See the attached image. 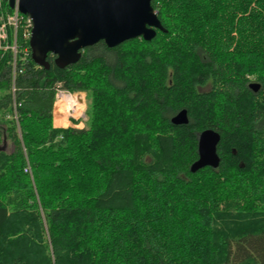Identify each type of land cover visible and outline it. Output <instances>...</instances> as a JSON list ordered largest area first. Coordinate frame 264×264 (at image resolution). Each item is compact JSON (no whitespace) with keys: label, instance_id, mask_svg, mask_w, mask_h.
<instances>
[{"label":"trees","instance_id":"trees-1","mask_svg":"<svg viewBox=\"0 0 264 264\" xmlns=\"http://www.w3.org/2000/svg\"><path fill=\"white\" fill-rule=\"evenodd\" d=\"M152 5L165 32L65 68L23 27L0 49V264H264V0ZM58 85L92 99L83 128L55 126ZM206 129L221 162L193 173Z\"/></svg>","mask_w":264,"mask_h":264},{"label":"water","instance_id":"water-1","mask_svg":"<svg viewBox=\"0 0 264 264\" xmlns=\"http://www.w3.org/2000/svg\"><path fill=\"white\" fill-rule=\"evenodd\" d=\"M8 2L11 8L16 7V0ZM18 7L33 20L29 44L33 61L41 67L50 66V54L58 67L65 68L79 62L84 49L100 41L115 47L140 37L151 41L158 30L166 31L152 0H19ZM250 86L257 91L261 85ZM171 122L188 124V110H180ZM220 141L217 130L206 129L199 134L198 159L191 172L219 167ZM4 145L0 150H5Z\"/></svg>","mask_w":264,"mask_h":264},{"label":"built area","instance_id":"built-area-1","mask_svg":"<svg viewBox=\"0 0 264 264\" xmlns=\"http://www.w3.org/2000/svg\"><path fill=\"white\" fill-rule=\"evenodd\" d=\"M19 0H16V7L11 8V11L8 10L6 3L9 4L8 0H0V49L7 50L12 49L15 54L18 52L19 44H18V31L20 27H23V35L26 39H30L31 31L33 28V20L30 16H26L22 14L18 7ZM12 29L14 31V40L13 42H9V30ZM24 55L22 59L25 63L28 62V57L30 54L29 48L25 47L22 49ZM78 92H72L63 88L61 85H58L55 93V108L58 104V101H61L66 96H74L76 103L69 110L68 117L78 118L84 117V111L81 107L85 105V99L83 95ZM81 111V112H80ZM76 113H78L76 117ZM66 117V118H68ZM25 172L31 173L30 166L25 168Z\"/></svg>","mask_w":264,"mask_h":264},{"label":"rangeland","instance_id":"rangeland-1","mask_svg":"<svg viewBox=\"0 0 264 264\" xmlns=\"http://www.w3.org/2000/svg\"><path fill=\"white\" fill-rule=\"evenodd\" d=\"M76 92L81 93L83 95V97L85 96L84 97L85 105H83V107H81L83 110L85 109L84 117L73 118V117H68L67 115H64V114H62V115L68 117V118H66V121H69V120H72L73 122L76 121L79 125H81V123H85L89 119V110H90L92 99L89 97L88 93L85 92V91H75V93ZM54 108H55V105H54ZM77 115H78V113H76V117H77ZM55 116L56 115L54 113V117ZM56 125H57V123H56ZM81 126H83V125H81ZM4 146H5V151L6 152H11L13 150V148H14L13 143H12L11 140L6 141Z\"/></svg>","mask_w":264,"mask_h":264},{"label":"bare ground","instance_id":"bare-ground-1","mask_svg":"<svg viewBox=\"0 0 264 264\" xmlns=\"http://www.w3.org/2000/svg\"><path fill=\"white\" fill-rule=\"evenodd\" d=\"M75 103H76V100L74 96H66L61 101H58V105L60 106L61 113L68 116L69 110Z\"/></svg>","mask_w":264,"mask_h":264},{"label":"crops","instance_id":"crops-1","mask_svg":"<svg viewBox=\"0 0 264 264\" xmlns=\"http://www.w3.org/2000/svg\"><path fill=\"white\" fill-rule=\"evenodd\" d=\"M56 123H57L56 117H54V124H55L56 127H63V128H65V127L83 128L85 126V123H81V125H83V126H81L76 121L73 122L72 120H69V121L64 120V121H62L60 123H57V125H56Z\"/></svg>","mask_w":264,"mask_h":264},{"label":"flooded vegetation","instance_id":"flooded-vegetation-1","mask_svg":"<svg viewBox=\"0 0 264 264\" xmlns=\"http://www.w3.org/2000/svg\"><path fill=\"white\" fill-rule=\"evenodd\" d=\"M252 83H257L256 81H252L249 85H251ZM250 88H251V86H250ZM254 90V89H253Z\"/></svg>","mask_w":264,"mask_h":264}]
</instances>
